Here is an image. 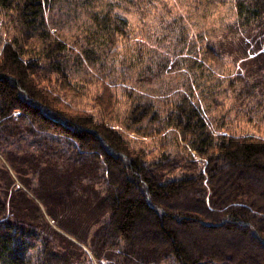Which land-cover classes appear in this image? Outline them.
<instances>
[{"label":"trees","instance_id":"trees-1","mask_svg":"<svg viewBox=\"0 0 264 264\" xmlns=\"http://www.w3.org/2000/svg\"><path fill=\"white\" fill-rule=\"evenodd\" d=\"M58 1L0 0V125L16 122L14 113L20 111L29 124L70 138L81 154L91 153L92 166L102 161L107 189L90 220L95 223L105 211L106 222L93 239L98 241L101 232L112 231L125 242L121 260L108 253L113 264H159L168 259H174L175 264H264V136L226 130V123L211 125L203 109L183 90L185 66H200L186 56L192 46H187V34L179 35L180 30L173 27L170 34L156 38L150 46L143 39L132 40L134 28L126 17L102 10L92 13L95 24L89 33L68 42L53 31L47 15ZM235 3L242 26L258 21L260 27L251 35L252 41L242 40V53L256 52L255 61L264 62V0ZM9 22L20 23L23 33L9 37L5 31ZM124 40L134 42L130 48L142 65L145 60L148 63L140 86L125 87L131 102L120 123L150 137L169 129L179 131L201 158L204 167L200 170L166 180L148 164L143 147L135 148L119 128L66 99L67 94L80 90L68 65L81 51L102 76V89L94 100L103 113L114 117L121 101L116 90L122 88L119 71L116 64L99 61ZM247 86L249 91H261L264 78ZM262 108L264 93L251 107L252 111ZM190 161L198 162L194 157ZM33 163L29 161L31 166ZM55 167L45 173L63 174L67 182L74 181L68 171ZM45 173L40 176L47 177ZM51 184L48 182L46 191L56 202L55 212L64 215L78 235L86 238L73 211L78 207L70 210L68 203L56 199ZM5 190L6 197L0 196V217H7L0 223L5 236L2 252L14 250L17 239H12L11 233L24 243L40 229L51 248L48 262L92 261L78 242L88 243V238L67 236L40 208L30 206L22 192ZM86 218L89 220L88 215ZM92 242L94 254L101 260L108 242L101 240L98 250ZM11 243L15 244L11 247ZM12 261L32 264V258L21 250Z\"/></svg>","mask_w":264,"mask_h":264},{"label":"rangeland","instance_id":"rangeland-1","mask_svg":"<svg viewBox=\"0 0 264 264\" xmlns=\"http://www.w3.org/2000/svg\"><path fill=\"white\" fill-rule=\"evenodd\" d=\"M102 10L126 17L134 28L132 40L143 39L150 46H154L156 38L170 34L173 27L180 30L177 32L179 35L187 34V46H192L189 50L187 48L186 56L196 60L200 66L196 69L185 66L187 78L183 90L203 109L211 125L214 122L215 125L218 122L226 123V130L264 136V108L251 109L259 96L263 95L264 89L249 91L247 88V84L253 85L264 78V62L255 61L253 56L256 52L248 50V55L242 53V40L252 41L251 35L257 33L260 27L258 21L244 26L240 24L235 0H60L48 9L47 15L53 31L60 38L76 42L78 37L93 29L95 23L91 18L92 13ZM7 29L5 31H8L9 37L21 35L24 31L20 23L14 22H9ZM133 43L124 40L118 47L113 46L108 55L99 61L102 65L116 64L119 71V85L122 88L116 90L119 91L121 101L114 117L103 113L96 104L94 99L102 89V76L81 51H77L68 65L73 73V81L79 85L80 90L79 93L67 94L66 99L77 107L94 112L99 120L108 121L119 128L135 148L143 147L148 164L163 173L166 180L194 173L195 168L200 170L204 167L203 163L196 151L183 140L179 131L169 129L157 137L143 136L126 128L119 121L131 102L125 87L140 86L141 74L148 63L145 60L142 65L135 58L130 48ZM126 56L127 61H124ZM14 114L16 122L3 121L0 125V196L6 197V188L12 193L19 190L27 203L35 209L40 208L60 231L69 237L78 235L77 230L69 225V220L55 212L56 202L46 191L48 182L52 183L50 190L55 193L56 199L68 203L70 210L75 207L79 209L73 211L77 217V225H80L86 238L80 235L78 237L90 242L74 240L92 258V261L88 258L90 262L86 259L84 264H113V260L108 259V253L114 260H121L120 254L125 242L118 235L112 231L101 232L98 241L93 239V235L106 222L105 211L95 218V223L90 220L107 189L105 165L100 160L96 167L92 166L91 153L81 154L73 140L29 124V119H24L20 111ZM193 157L198 160L197 163L192 164L190 160ZM35 158L37 161L30 160ZM29 161L35 163L31 166ZM52 166L68 171L70 176H74V181L67 182V177L63 174L56 176L45 173ZM43 173L48 178L40 176ZM98 209L101 211L100 207ZM79 213L83 216L78 217ZM3 220H7V217H0V223ZM37 231L33 237L27 236L24 243L21 242L23 238L18 240V236L11 233L12 239H17L14 250L2 252L5 236H2L1 225L0 264H13L12 260L20 250L32 258V264H52L48 262L51 248L46 244L47 237L42 230ZM93 240L97 243V250L102 245L101 240L108 242L101 260L94 254ZM15 243L9 245L12 247ZM54 264L58 263L54 261ZM159 264H175V261L168 259Z\"/></svg>","mask_w":264,"mask_h":264}]
</instances>
